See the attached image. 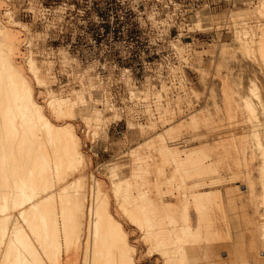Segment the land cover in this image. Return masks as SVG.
I'll return each instance as SVG.
<instances>
[{"label": "bare ground", "instance_id": "obj_1", "mask_svg": "<svg viewBox=\"0 0 264 264\" xmlns=\"http://www.w3.org/2000/svg\"><path fill=\"white\" fill-rule=\"evenodd\" d=\"M4 3L0 0V12ZM257 11L264 15V1ZM6 14L10 21L21 23L9 11ZM242 19L240 16L239 20ZM195 24L200 27L201 19H196ZM244 26L233 32L232 44L222 43L218 47L220 58L234 49L241 59L238 66L246 60L250 64L247 66L253 70H262L264 24L258 32ZM18 32V29L4 24L0 16V264L69 263L74 258L72 252H79L83 246L89 264H140L134 258L135 248L129 242L127 231L111 212L109 196L98 187L97 177L92 175L94 186L89 190L84 176L75 175L82 172L90 161L83 152L81 137L72 120L81 119L88 127L93 124L104 127L103 114L96 104L88 103L84 91L69 97L48 91L46 107L56 118L54 122L45 106L37 100L32 79L15 60ZM254 43L259 62L247 55ZM68 58L67 55L62 59L63 65L70 61ZM26 63L37 85L43 86L40 68L32 55ZM89 75V70H85L76 77L83 85L84 80H90ZM253 79L257 80L255 76ZM218 81L221 82H218V92L205 93V106L191 110L178 121H170L168 116L160 114L158 121L162 132L157 131V124H151L153 134L132 148L130 153L124 154L134 165L147 171L142 172L145 173L142 179L139 177L143 184L137 187V197L130 191L125 192V188L124 192L120 191L127 178L118 181L120 173L112 176L117 180L113 181L117 203L123 207L130 222L147 231L148 237L152 238V248L166 258V264H188L189 251H195L197 246L203 252L205 248H214L205 243L204 236L211 234L210 229L213 227L214 230V226L220 230L226 228L224 232L228 234L230 222L238 228L241 236V239L229 243L234 249L231 256L237 258L240 254L234 262L264 264V96L257 92L256 81L252 87L249 84L251 91L240 86L247 92L236 91L237 95L232 91L235 87L229 88L231 84L226 76ZM135 95L131 93V96ZM233 105L237 107L235 114L232 110L233 115L238 119L225 123L224 117ZM64 120L67 121L62 123ZM130 124L129 129H134L133 123ZM153 165L156 169L153 173L157 176V179L152 178L157 180L154 192L149 187V183L154 182L150 178ZM165 167L174 170L167 169L172 172L167 179ZM177 174L182 177L178 179V185L176 180V184L173 183ZM163 175L165 182L160 178ZM219 196L237 206L231 221L225 217L222 219L226 221L216 223L218 220L210 215L218 208L216 203L212 204ZM168 197L177 198V202L167 200ZM179 214L181 223L177 222ZM215 233L219 237L215 235L216 239L212 234L213 239L221 240L220 234ZM228 237L231 239L230 235ZM226 243L215 247L222 251L227 249L229 244ZM207 250L206 256L209 254ZM199 251L193 253L194 256H199ZM220 262L227 264L224 259Z\"/></svg>", "mask_w": 264, "mask_h": 264}, {"label": "rangeland", "instance_id": "obj_2", "mask_svg": "<svg viewBox=\"0 0 264 264\" xmlns=\"http://www.w3.org/2000/svg\"><path fill=\"white\" fill-rule=\"evenodd\" d=\"M62 1H69V0H4L5 3H4V6L2 7L1 12H0V16H1L4 24H6L9 27H12L13 29L19 30V32L17 33L18 34V40H17V49H15V60L17 61L18 64H20L24 67L27 75L29 76V78L32 79V82L34 83V86H35V96H36L37 100L45 106V111L47 112V114L49 115V117L52 120L55 119L54 122H56V118L52 115V113L46 107V104H47L46 100L49 97L48 91H53L54 93H56L58 96H61V97L73 96L76 92H83L84 91L85 95H86L85 99L88 100L89 104H91V103L96 104L95 101H94V103L92 102L94 97L98 101V94L95 95V93L92 94V92H91L92 91L91 89H96V85L93 82H90V80H88V79L84 80L85 83L83 85L81 83L79 86H71L66 90L59 88L56 85L57 79L54 75L55 74V71H54L55 62L51 61V60H46L43 57V55L48 54V47L47 46L50 44V40L52 38H54V35H53L52 31H49V29L47 27H44V24H41V21L38 20L37 12L39 10H37L36 8L38 6H40L41 4H43L44 6L55 8V7L59 6V4ZM135 1L136 0H128V3L132 4V3H135ZM198 1L200 2L201 10L196 15H193L192 22L194 21L193 22L194 26H192L191 29L192 30L200 29V30H203V32L207 33V32L213 31L214 26H215L217 28V30H219V32H218L219 37L214 42L197 43V41H196L193 44L188 43V42H191V39H188L184 42H181V41L178 42L177 48H178L179 54L182 57V59L188 63V66L190 68V75L189 76H191V77H187V79H189L191 81V84H192L191 87H189V88H187V90H185L184 94L177 95L176 97H172L169 95V93H165L163 95L161 92L157 91V93L154 94V98H157L156 108L154 110H147V113L149 114L150 119H152L153 117L156 116V120H152L151 122H149L147 124H141V123L137 124V125L133 124L134 129H129V127H128V129L126 130V127H121L122 130H126V132L123 136L116 135V133H115L116 131H114L115 127H109V126H107V124H106L107 127L106 126L102 127L101 125H98V124L97 125L93 124L91 127H88L85 124V122L81 119L72 120V123H74V125L76 127L77 133L81 137L83 152L85 153L86 157L89 158V161H90V163L85 164V166L82 168V172H80V173L76 172L75 175L79 176L80 174H82L84 176V179H86V183L88 185L87 187H89V190H91L92 186H94L93 181H91V178H93L92 175H94V178L97 177V180H99L98 187L100 189H103L102 192H105L109 196L111 212L115 216V218L124 226L125 230L127 231L128 236H129V242L135 248L134 249V258L140 264H166L165 263L166 258L163 255H161L157 250H154L152 248V238L148 237L149 234H147V231H144V230L138 228L137 225L135 226L132 222H130L131 220H129L130 218L128 217V215H126L123 207L121 208V205L118 204L116 201L117 198H115L116 195H115V192L113 191L115 183L113 181H115V182L117 180L119 181V180H121L120 178L126 180V178H127L126 181L129 183V185H126L127 182L126 183L123 182L122 186L120 187V191H122L123 188H125L128 190L127 191L124 189L125 192L130 191V192H132L131 193L132 195L137 197V194H138L137 193L138 192L137 187H140L141 184H143L142 182L140 183L139 177H141V179H142V176H144L145 173H147V171H145V169H140L138 165H136V164L134 165L132 163L133 161L131 160V158L126 157L124 154L130 153L133 150L132 148H134L139 143L144 142L151 134H153V131L150 130L151 124H157V126H158L157 131H159L160 133L162 132V130H161L162 127L161 128L159 127L160 122L158 121L160 114L163 113L166 115V117L168 116L169 119H171L170 121H173V120L178 121L181 118H184L188 114V112L190 113L191 110H194L195 108L200 109L202 107V105L205 106L207 103V101L205 100V96H204L205 93L209 92V91L218 92L220 89L219 88L220 86L218 84V82H220V81H218V80H221V78L224 76H226L228 83L230 82L229 84H231V86H229V88L231 89L232 87H235L234 89L232 88V91L234 92V94L236 91H246L245 89H248L249 91H251L248 86L251 85V87H252V85H254L253 83H255V81H256L257 84L255 83V86L256 87L258 86L257 92L259 94L261 93L260 94L261 97L264 96V95H262V94H264V92H263L264 91V69L261 70V68L260 69L256 68V70H253L249 66L250 65L249 61L245 62L246 60L241 61L242 65L238 66V61H240L241 59L239 57L240 56L239 53L236 52L234 49H230L229 53H227L226 56H224V57H222V55H221V58H220V54L218 52V47L222 43L232 44V42H233L232 37H234L233 32H235L236 28H238L239 26H244V24H246L247 26L245 25L244 27H247L248 29L251 28V30L254 28L253 31H255V32L259 31V29L264 24V15L263 16L260 15L257 10L259 9V6L261 5L262 1H264V0H198ZM7 11H9L11 13V15L13 16V18L15 20H17L21 23L17 24V23L10 21L9 15L6 14ZM32 11L35 13V16L30 13ZM233 16H236L237 19L236 20L231 19V17H233ZM240 16H241V19L244 16L243 17L244 19L239 20ZM199 18L201 19L202 24L200 27H197L195 24V21H196V19H199ZM203 22H204V24H203ZM238 23L243 24V25H239ZM22 24L25 26H23ZM255 38H257V36ZM254 46L256 47L255 43L252 44V51H251L252 53L249 52L247 55L249 56L248 57L249 59H252L251 57H254V60H256V62H259L260 56H259L258 50L255 49ZM253 48H254V51H253ZM31 55L36 60V63L38 65V67L40 68L39 76H41V79L44 81L43 86L37 85L36 80H34L35 79L34 75L30 72V70L27 66L26 59ZM61 55H62V59H63V58H65V56L67 57L68 54L65 51H61ZM255 56H257L258 58ZM61 63H62V61H61ZM247 64H249V65L247 66ZM231 67H232V69L233 68H235V69L232 70ZM249 68H251V69H249ZM236 71L238 74L235 73ZM238 75H240V76L238 77ZM246 75H248V76H246ZM254 76H255V78H257L258 81L257 80L254 81V79H253ZM240 77L242 79H240ZM193 80H195V82ZM240 80L243 82V84ZM251 80H253V81H251ZM234 81H236L237 84H235ZM239 82H241V83H239ZM242 85L245 89L240 87ZM246 85L248 88L246 87ZM236 88H238V89L236 90ZM233 92H232V94H233ZM144 94H145L146 99H148L151 96V94L148 91H146ZM235 95H237V92ZM236 97L238 98V96H236ZM98 103L100 104L99 101H98ZM208 104L210 106L211 105L213 106V104L210 102ZM96 106H97L99 112L101 114H103V116H104L103 118L106 122V120L109 119V117H107V115H105V112H103L98 107V105H96ZM108 107H110V108H108ZM107 109L111 110L113 112L116 111L117 112L116 115L118 116V114H119L118 109L116 107H114L113 105H108ZM236 109H237V107L233 105L232 109L229 110L230 112H228V114H227L228 116L226 115L230 119V122H229V120L227 121L228 118L225 116L224 117L225 119L223 118L224 120L227 121L226 122L223 120L225 123H231V120H232V122H235L236 119H238L237 115L236 116L233 115V111L235 114ZM116 115L114 114L113 115L114 117L113 116L112 117L116 119L117 118ZM230 116H231V118H230ZM66 121L67 120H64V121H62V123L66 122ZM217 121H219V120L217 119ZM106 128H107V130H106ZM97 131H98V133H97ZM89 140H94L95 142L98 141V144L96 145L98 150L103 149L104 147L108 148V151H109L108 154H101L100 156H94L93 153H91L88 150V146H86V142ZM106 161H109L110 163L106 162ZM121 163L125 164L126 166L125 165L123 166ZM118 164L122 165L123 167L121 168L120 165L117 167L116 165H118ZM105 165H108V166L106 167ZM101 166H103V167H101ZM109 166H110V168H109ZM105 168H106V170H105ZM116 168L118 170H116ZM151 168L152 169L154 168V169L151 170L152 175L150 178L152 181H154L152 178L157 177L156 174H154L156 169H155V166L154 167L151 166ZM164 169L166 170L165 176L167 179V176L169 177L172 174L171 171L173 169H172V167L171 168L165 167ZM167 169H170V170L172 169L171 171L169 170L171 173H169V171H167ZM115 170L117 171L116 175H114L116 172ZM143 171H145L144 175L142 173ZM118 173H120L119 178L117 176ZM177 175H178L177 176L178 178L176 177L175 179H173L174 181L175 180L178 181V179L179 180L182 179L180 174H177ZM112 176H115V177L117 176V180H115L116 178L112 177ZM148 176H150V175L148 174ZM136 177H138V178L135 179ZM160 178H161V181L165 182L164 175L161 176ZM135 180H139V181L134 182ZM176 181L173 183L176 184ZM155 182H157V180L149 183L150 184L149 187L151 188L152 192H154V189H155V187H154ZM178 184H180L179 181H178L177 185ZM126 186H128V187H126ZM129 186L132 188V190H130L131 188ZM124 190H123V192H124ZM152 194L154 195V193H152ZM220 197L221 196L215 198L216 200H214L213 204H212V205H215L214 203H216V207L218 206L219 209L215 208L217 210V211H215V209L213 208L215 212L214 211L211 212L210 215L213 214V217L216 218L214 220H218V221H216V223H219V221L221 222L223 220L224 221H226V220L231 221L230 219L232 218V214L235 212L234 207L236 205L233 206V204H234L233 202L231 204V203H229L231 201L223 200ZM168 198H170V199H168ZM168 198H167V200L177 202V198H173V197H168ZM218 199H220V200H218ZM220 203H222V204H220ZM226 206L227 207L233 206V208H229V207L227 208ZM224 207L226 209L223 210L222 208H224ZM220 208H221V210H220ZM227 209H228V211H226ZM231 209H232V212H229ZM218 210L225 211V212H220ZM217 212H218V214H216ZM215 214L217 215V217H215ZM179 216H181V215L180 214L178 215L177 222L181 223L182 220H181V217L179 218ZM228 216H231V217H228ZM213 217L211 216L210 218H213ZM219 218H220V220H219ZM222 218H225L226 220L222 219ZM230 224H231L230 225L231 227L229 226L230 229L227 228V230H228V234L230 235L231 239H227V237L229 235L224 232V230L226 228H224L223 230H220V229H218L217 226H214V230H213V227H212V229H210V232H212V233L211 234L207 233L204 236L205 238L204 237L203 238H204V241H205V239H207V242L205 241L206 244H208V243H209V245L212 244L211 246H214V248H210V249L207 248L210 250L209 251L203 246V248H205V250L203 249L205 252H203L202 248L197 246L198 248L194 249L195 251H189V253L191 252V254L189 255L190 260H188V261L191 263H189V262H187V263L188 264H221L220 261L222 259H224V261L227 262L230 258L233 257L234 259L230 260L228 262L230 264H236L234 261L235 260L237 261V259H239L240 254L238 256H236L237 258H235V256H231L233 254L234 249H233V247L230 246L229 243H230V241L233 242L235 240L241 239V236L239 234L238 228L235 226H232L233 224L231 222H230ZM227 230H226V232H227ZM214 231H216L218 234H220L221 240H220V238H218L219 240H216L217 237H219V236L216 233L214 234ZM230 231H231V233H230ZM212 234L214 236L217 235V237L215 236V238H216L215 240L213 239L214 236ZM234 235H236V236H234ZM148 238L151 239V242L149 241ZM210 238L213 241L212 243H211ZM232 238H233V240H232ZM208 239H210V241ZM224 240H225V242H224ZM201 241H203V240H201ZM214 241H216V242H214ZM220 242L221 243L227 242L226 244H229L227 249H223L222 251H219V249L215 246L221 244ZM201 243L205 244L204 242H201ZM82 246L83 245H81L80 247H82ZM206 250L209 252V254L207 253L208 254L207 256H206ZM197 251H199V256H198V254H197V256L196 255L194 256L193 253H196ZM72 253L74 255V258H73L74 261L72 260L69 263L62 262V264H85V263L89 264L88 261L85 260L86 254H85L84 246L81 248V250L79 248V252L74 251ZM199 257L202 259H200ZM196 259H198V260H196ZM228 262H227V264H229Z\"/></svg>", "mask_w": 264, "mask_h": 264}, {"label": "built area", "instance_id": "obj_3", "mask_svg": "<svg viewBox=\"0 0 264 264\" xmlns=\"http://www.w3.org/2000/svg\"><path fill=\"white\" fill-rule=\"evenodd\" d=\"M36 9L38 20L54 35L43 57L55 62L56 85L63 90L79 86L76 74L89 70L88 77L96 85L91 92L98 94L100 104L95 97L92 102L109 117L106 124L115 127L118 136L125 134L130 123L156 120V116L150 119L147 110L156 108L157 91L176 97L192 86L178 42H214L219 37L215 26L207 33L191 29L193 15L201 10L198 0H136L132 4L128 0H69L55 8L41 4ZM61 51L69 56L66 65L61 63ZM146 91L151 94L148 99ZM132 92L136 95L131 96ZM108 105L118 109V118H112ZM97 144L86 142L94 156L108 154V148L98 150Z\"/></svg>", "mask_w": 264, "mask_h": 264}, {"label": "crops", "instance_id": "obj_4", "mask_svg": "<svg viewBox=\"0 0 264 264\" xmlns=\"http://www.w3.org/2000/svg\"><path fill=\"white\" fill-rule=\"evenodd\" d=\"M208 30V29H207Z\"/></svg>", "mask_w": 264, "mask_h": 264}]
</instances>
